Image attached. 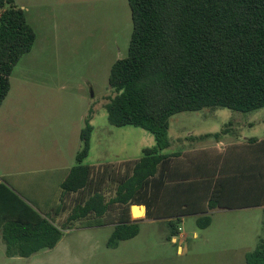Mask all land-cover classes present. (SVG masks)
Instances as JSON below:
<instances>
[{
    "label": "rangeland",
    "instance_id": "1",
    "mask_svg": "<svg viewBox=\"0 0 264 264\" xmlns=\"http://www.w3.org/2000/svg\"><path fill=\"white\" fill-rule=\"evenodd\" d=\"M15 1L36 42L15 67L11 91L0 108V195H13L45 213L42 218L59 228L62 238L55 249L27 259H6L0 253V264H246V255L264 238V108L248 113L207 108L173 116L168 151L186 154L188 171L171 176L160 200V217L138 222L139 234L113 247L116 225L109 219L119 223L125 208L115 205L108 217L90 215L83 224L68 225L76 195L62 203L59 186L62 169L77 165L87 124L93 133L84 164L93 167L94 188L107 199L115 196L121 163L140 159L146 148L157 145L142 128L112 126L106 110L116 96L109 85L112 66L129 52V2ZM223 130L227 133L220 134ZM205 135L209 138H201ZM204 161L208 165L202 167ZM102 165H110L104 180ZM218 181L229 192L214 212L208 208L209 192ZM3 196L0 203L14 204ZM56 205L61 206V220L46 214ZM134 206L143 205L126 209ZM196 213L200 215H192ZM205 216L212 223L202 229L197 221ZM141 219L144 215L134 217ZM174 229H180L175 236Z\"/></svg>",
    "mask_w": 264,
    "mask_h": 264
},
{
    "label": "trees",
    "instance_id": "2",
    "mask_svg": "<svg viewBox=\"0 0 264 264\" xmlns=\"http://www.w3.org/2000/svg\"><path fill=\"white\" fill-rule=\"evenodd\" d=\"M128 2L133 21L129 52L112 66L109 85L116 96L106 110L112 126L142 128L154 135L157 145L146 148L140 159L121 163L124 171H118L115 196L107 199L102 190L94 188L93 167L84 164L93 133V127L87 124L81 132L77 165L61 185L62 203L76 195L68 225L90 215L105 217L115 205L125 208L110 239L113 247L139 234L138 222L132 221L126 207L145 205L147 217H160L157 208L161 193L170 182L169 173H163L175 157L163 154L171 146L173 116L207 108L243 113L264 108V0ZM35 42L36 33L25 11L15 0H0V108L11 91L15 67L32 51ZM225 133L223 130L220 134ZM248 142L258 144L256 139ZM107 166L102 165V180L108 174ZM226 185L218 181L211 187L210 211L217 209L229 192ZM19 203L30 209L21 200ZM153 209H157L154 216ZM35 217L3 225L2 238L9 257L30 258L42 250L54 249L60 242L59 228L46 218ZM197 223L206 229L212 219L200 217ZM178 233L174 229V236ZM246 264H264V238L246 255Z\"/></svg>",
    "mask_w": 264,
    "mask_h": 264
},
{
    "label": "crops",
    "instance_id": "3",
    "mask_svg": "<svg viewBox=\"0 0 264 264\" xmlns=\"http://www.w3.org/2000/svg\"><path fill=\"white\" fill-rule=\"evenodd\" d=\"M170 130V129H169ZM227 133V132H226ZM225 133V134H226ZM205 136H207V135H205ZM205 136H202L201 138H205V139H207V138H209V137H205ZM250 139H256V138H248V139H246V141L248 142ZM256 140H258V139H256ZM179 141V140H178ZM171 142V141H170ZM219 144L220 145H223L222 144V142H221V140L219 141ZM172 146V145H171ZM171 146H170V148H171ZM170 148H168L167 150H165L164 152H163V154H166V155H175V157H173V158H171V160L169 161V164L168 165H166V167H165V169H164V176L165 175H167V173H169V179L171 180V176L173 175V174H179L182 170H186V171H188V169H185V168H189V166L188 165H186L185 164V162H184V160H185V158H186V154L184 155V153L183 152H181V151H173V152H169L168 150L170 149ZM208 165V162L207 161H204L203 162V164H202V167H205V166H207ZM73 168V167H72ZM71 167L70 168H68V169H62V171L64 172L63 174H61V180H60V189H61V185L63 184V182L65 181V179L67 178V176H68V174L70 173V171H71V169H72ZM163 176V175H162ZM169 180V181H170ZM168 185H170V182H167V184H166V187L168 186ZM211 187H213V186H211ZM165 192L164 191H162V193H161V197H160V200H162V196H163V194H164ZM175 194H177L176 192H174ZM3 195H5V194H1L0 195V197L1 196H3ZM8 197H11L13 200H14V204H12V205H6L8 202H4V203H0V253L1 254H3L4 255V257L6 258V259H12V260H14V259H17V260H19V259H27V258H22V257H19V256H16V257H9L8 255H7V246H6V244H5V242H4V240H3V238H2V229H3V225L7 222V221H11V220H25V221H32V220H36L37 219V217H35V215H37V216H39V217H42L43 215H45V213L43 214V212H38V211H34L33 209H25L24 207H22V203H19L20 202V199L18 198H15V197H13V195H5V196H3V199H5V200H7L8 199ZM1 200V199H0ZM18 200H19V202H18ZM22 202V201H21ZM19 204V208L17 207L18 206V204ZM21 204V205H20ZM160 204H161V202H160ZM159 204V206H158V210L160 211V213H162V211H161V205ZM143 206H145V205H143ZM146 207V211H145V215H144V219H141L140 221L138 220V221H136V220H134V217H133V215H132V211H131V216H132V221L134 222H141V221H145V220H147L148 219V217H147V212H148V208H147V206H145ZM60 209H61V206H58V205H56L55 207H53L51 210H50V212H46V214L48 213H51V214H53V216L54 217H57V219L58 220H61L62 219V212H60ZM157 209H156V211H155V214L157 213ZM214 212H216V210L214 211ZM211 213H213V212H211ZM201 214H207V212H203V213H201ZM192 215H200V213H196V214H192ZM64 217V216H63ZM108 217V216H107ZM151 219H154V218H151ZM68 221V220H67ZM109 221L110 222H112L113 224L112 225H117V223L114 221V220H112V219H109ZM78 222H81L82 224H83V219H81V220H78V221H75V222H72V223H70L69 225H72V224H74V223H78ZM210 227V226H209ZM179 231H180V229H179ZM198 236V234L196 233L195 234V237H197ZM181 237H183L182 235H181ZM61 241V240H60ZM177 241V238L176 237H174V242H176ZM60 243V242H59ZM58 243V244H59ZM1 247H5L6 248V251H4L3 252V250L1 249ZM57 247V246H56ZM55 247V248H56ZM54 248V249H55ZM52 250V249H51ZM179 252H180V250H182L183 251V247H179Z\"/></svg>",
    "mask_w": 264,
    "mask_h": 264
},
{
    "label": "bare ground",
    "instance_id": "4",
    "mask_svg": "<svg viewBox=\"0 0 264 264\" xmlns=\"http://www.w3.org/2000/svg\"><path fill=\"white\" fill-rule=\"evenodd\" d=\"M134 213L136 214L135 216H143L144 215V210L140 209L138 207L134 208Z\"/></svg>",
    "mask_w": 264,
    "mask_h": 264
},
{
    "label": "water",
    "instance_id": "5",
    "mask_svg": "<svg viewBox=\"0 0 264 264\" xmlns=\"http://www.w3.org/2000/svg\"><path fill=\"white\" fill-rule=\"evenodd\" d=\"M135 207H137V206H134V207H132V215H133V217H135V213H134V208ZM138 208H140V209H143L144 210V215H145V211H146V207L145 206H140V207H138Z\"/></svg>",
    "mask_w": 264,
    "mask_h": 264
}]
</instances>
